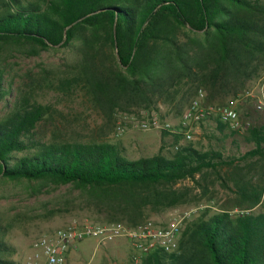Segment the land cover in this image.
Segmentation results:
<instances>
[{
	"label": "trees",
	"instance_id": "obj_1",
	"mask_svg": "<svg viewBox=\"0 0 264 264\" xmlns=\"http://www.w3.org/2000/svg\"><path fill=\"white\" fill-rule=\"evenodd\" d=\"M57 47L74 56L66 86L80 87L109 122L160 106L181 118L200 90L207 105L226 104L244 98L262 75L264 0H0V103L8 106L0 119V181L24 184L32 196L63 186L77 191L62 197L60 210L46 209L47 219L80 211L99 224L135 226L149 211L188 203L192 189L177 188L182 181L210 198L213 176L226 189L234 185V198L188 220L177 253L158 250L139 264H264V112L238 107L243 138L254 144L238 158L181 145L179 132L162 131L160 152L137 160L108 141L43 139L39 127L51 109L34 97L35 85L19 87L8 101L7 65L17 50L37 56ZM236 208L249 213H232ZM14 227L0 214V264H18L8 239Z\"/></svg>",
	"mask_w": 264,
	"mask_h": 264
},
{
	"label": "rangeland",
	"instance_id": "obj_2",
	"mask_svg": "<svg viewBox=\"0 0 264 264\" xmlns=\"http://www.w3.org/2000/svg\"><path fill=\"white\" fill-rule=\"evenodd\" d=\"M74 62V56L68 48H51L42 51L37 56H32L30 51L17 50L8 61L9 78L13 79V93L8 97L11 103L16 98L19 87L34 88V97L42 104L50 107L51 114L48 120L40 125L39 137L49 140L54 136H62L63 139L79 140L85 143L108 141L119 145L124 149V156L131 160L141 157H151L158 154L162 146V131L140 130L133 118H141L147 113L156 112L162 120L177 124L180 118L168 112L164 106L160 110H143L139 113H120L114 121L109 122L92 105L89 97L80 87L69 88L65 81L69 78L68 65ZM9 84V83H7ZM252 97L239 99L240 110L247 113V109H254L262 96H264V72L251 85L249 91ZM245 108V109H244ZM8 112L6 102L0 103V119ZM254 111H249L252 114ZM123 128L120 136L116 135L118 127ZM239 135H233L229 130L220 132L214 121H206L195 126L193 140L190 142L203 151L215 149L223 152L227 157H240L254 148L253 143L243 138V129ZM164 153L170 155L173 135L166 138ZM189 143L184 139L181 145ZM253 158L250 161H256ZM248 162H243L245 165ZM225 175V171H222ZM207 181L213 182L210 186L211 197H200L198 189L193 188L189 181H182L177 188H190V201L186 204L168 209L160 214L148 212L147 220L168 222L179 215L192 212L190 220L203 214L206 209L218 212L220 205L234 198L235 187L229 183L230 189L222 187L220 181L213 176H208ZM76 195L77 191H71L70 186H63L53 195H30L24 184L0 181V214H3L8 223L15 227L8 238L17 248L14 259L18 264H28V258L34 253L33 243L42 235L50 233L60 227H64L72 220H89L97 223L91 213L72 211L61 212L52 218L43 217L46 209H61V199L66 194ZM258 207L253 209L258 211ZM241 209L236 208L232 213ZM21 215H28L22 217ZM146 220V221H147ZM122 247L119 250L118 247ZM132 247L125 242L121 245L100 244L95 239H89L78 243L71 250L69 264H133L131 262ZM133 252V251H132Z\"/></svg>",
	"mask_w": 264,
	"mask_h": 264
},
{
	"label": "built area",
	"instance_id": "obj_3",
	"mask_svg": "<svg viewBox=\"0 0 264 264\" xmlns=\"http://www.w3.org/2000/svg\"><path fill=\"white\" fill-rule=\"evenodd\" d=\"M246 97H252L247 92ZM206 93L200 90L198 96L175 125L162 120L156 112L147 113L141 118H133L136 126L143 131L159 130L170 133H182L184 140H193L195 126L206 122L219 121L227 124L231 130L240 131L243 125L238 109L239 100H231L226 104L205 103ZM256 109L264 112V96L259 99ZM120 126L116 135L123 133ZM235 214H248V210H237ZM192 212H186L168 222L147 220L135 226L125 223L99 224L89 220L74 219L64 227L40 236L34 243V253L29 256L28 264H68L69 254L78 243L95 239L100 244H107L117 240H125L132 247V261L141 263L149 254L162 250L167 253H177L179 241L185 224L190 220Z\"/></svg>",
	"mask_w": 264,
	"mask_h": 264
},
{
	"label": "crops",
	"instance_id": "obj_4",
	"mask_svg": "<svg viewBox=\"0 0 264 264\" xmlns=\"http://www.w3.org/2000/svg\"><path fill=\"white\" fill-rule=\"evenodd\" d=\"M239 103H241V102H239ZM239 106H240V104H239ZM240 108V107H239ZM245 109V108H244ZM248 111H246L247 113H249V111H254V109H247ZM241 114H242V111H241ZM123 242H125L126 244H128L129 245V243L127 242V241H125V240H117V241H115V242H110V243H107V245H110V244H114L115 243V245H121V243H123ZM130 246V245H129ZM119 248V250H121L122 249V247H118ZM34 250V249H33ZM121 251H123V250H121ZM130 253L132 254V251H130ZM70 254H71V252H70ZM70 254H69V260H70ZM131 257H132V255H131ZM44 264H45V262H44ZM69 264V263H68Z\"/></svg>",
	"mask_w": 264,
	"mask_h": 264
}]
</instances>
